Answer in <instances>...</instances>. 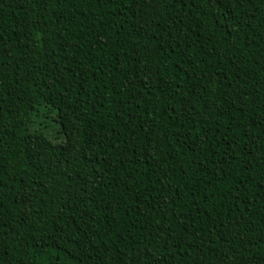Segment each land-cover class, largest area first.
I'll use <instances>...</instances> for the list:
<instances>
[{
  "label": "trees",
  "instance_id": "trees-1",
  "mask_svg": "<svg viewBox=\"0 0 264 264\" xmlns=\"http://www.w3.org/2000/svg\"><path fill=\"white\" fill-rule=\"evenodd\" d=\"M0 264H264V0H0Z\"/></svg>",
  "mask_w": 264,
  "mask_h": 264
},
{
  "label": "rangeland",
  "instance_id": "rangeland-1",
  "mask_svg": "<svg viewBox=\"0 0 264 264\" xmlns=\"http://www.w3.org/2000/svg\"><path fill=\"white\" fill-rule=\"evenodd\" d=\"M39 117L34 118V125L31 130L41 129L43 133L54 143H60L63 138L60 136L59 125L55 114L39 109Z\"/></svg>",
  "mask_w": 264,
  "mask_h": 264
}]
</instances>
